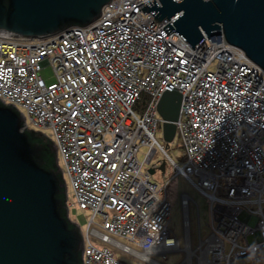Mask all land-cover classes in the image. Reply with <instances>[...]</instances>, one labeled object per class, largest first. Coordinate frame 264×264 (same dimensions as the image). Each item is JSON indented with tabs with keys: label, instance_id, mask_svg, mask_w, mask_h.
Returning <instances> with one entry per match:
<instances>
[{
	"label": "built area",
	"instance_id": "obj_1",
	"mask_svg": "<svg viewBox=\"0 0 264 264\" xmlns=\"http://www.w3.org/2000/svg\"><path fill=\"white\" fill-rule=\"evenodd\" d=\"M151 1L111 0L94 24L44 40L0 38V102L22 115L21 132L53 144L72 192L67 213L75 206L92 214L82 264H126L117 252L156 264L153 255L180 250L168 183L159 187L148 173L158 153L172 163L156 139L158 103L178 92L183 156L172 164L210 204V235L202 241L198 224L194 251L190 199L181 200L183 264H264V71L223 37L192 50L167 35L177 17L158 24L140 10ZM45 66L55 83L42 79ZM141 148L149 151L143 162Z\"/></svg>",
	"mask_w": 264,
	"mask_h": 264
},
{
	"label": "water",
	"instance_id": "obj_2",
	"mask_svg": "<svg viewBox=\"0 0 264 264\" xmlns=\"http://www.w3.org/2000/svg\"><path fill=\"white\" fill-rule=\"evenodd\" d=\"M110 1L0 0V38L30 42L88 27ZM140 10L158 24L177 17L163 30L178 34L192 50L223 37L264 71V0H152ZM180 105L178 92L165 93L158 103L166 146L175 139ZM23 125L14 107L0 102V264H81L83 236L62 216L66 186L60 169H44V150L30 142V130L21 132ZM52 151L56 155L53 144ZM164 168L162 163V175Z\"/></svg>",
	"mask_w": 264,
	"mask_h": 264
},
{
	"label": "rangeland",
	"instance_id": "obj_3",
	"mask_svg": "<svg viewBox=\"0 0 264 264\" xmlns=\"http://www.w3.org/2000/svg\"><path fill=\"white\" fill-rule=\"evenodd\" d=\"M40 75L47 85L55 83L54 70L51 66H45L40 70ZM156 139L158 143L165 147L166 153L172 163L176 166H180L181 158L183 156V151L179 147L178 140L175 138L173 142L166 148V144L162 138V131H159L156 134ZM149 153L147 148H141L137 158L140 162H143L145 156ZM160 163H165L164 173L162 175L158 166ZM170 161L164 160V155L158 153L152 159V166H155L156 172L151 176V182L161 187L164 183H168L167 187V200L171 208V224L170 229L173 231L178 243L180 250L175 252H169L166 254L165 258L160 254H155L151 257L152 261L156 264H183L186 259V253L184 252L185 246V234L182 228V218L183 210L181 207V200L183 197L190 199L189 206V219L191 223V244L192 249L195 251L199 245L198 240V224L200 229V237L202 241H205L206 238L210 235V204L209 201L198 193L191 183L186 180L183 176L177 175L176 171ZM57 164L60 171H63V164L57 157ZM146 169H149V166L146 165ZM66 186V203H73L72 192L70 188V183L67 177L63 179ZM198 209V212H197ZM198 213V214H197ZM67 218L70 224L76 225L81 232L82 236H86L88 225L91 222L92 214L87 211H80L75 206L68 209ZM97 223V219L94 221ZM94 226L93 228H95ZM91 242L97 246L101 247V242L94 236H89ZM249 243L253 244L255 239L253 236L249 237ZM121 243L126 244L125 241L120 240ZM132 247V246H131ZM135 249L134 247H132ZM116 257L123 263L126 264H140L139 259H134L131 257L124 256L119 252L116 253Z\"/></svg>",
	"mask_w": 264,
	"mask_h": 264
},
{
	"label": "trees",
	"instance_id": "obj_4",
	"mask_svg": "<svg viewBox=\"0 0 264 264\" xmlns=\"http://www.w3.org/2000/svg\"><path fill=\"white\" fill-rule=\"evenodd\" d=\"M28 134L29 140L31 143H37L40 146H42L43 148V162H44V169L49 170V169H54V170H58V165H56V155L55 153L52 151V143L51 141H49L48 139H45L44 137L40 138V134H36L33 131H29V132H25ZM169 146H166V148H168ZM60 179H62L63 183V177H62V173L60 171ZM66 191V190H65ZM62 199V201L64 202V205H66V196L62 194V196L60 197ZM66 208V206H65ZM63 217H67V210L65 209V211H63L62 213ZM73 228V226L70 224L69 229ZM264 256V254H263ZM81 262V260H80ZM82 264V262H81ZM239 264H252L251 260L249 258H240L239 260Z\"/></svg>",
	"mask_w": 264,
	"mask_h": 264
},
{
	"label": "flooded vegetation",
	"instance_id": "obj_5",
	"mask_svg": "<svg viewBox=\"0 0 264 264\" xmlns=\"http://www.w3.org/2000/svg\"><path fill=\"white\" fill-rule=\"evenodd\" d=\"M36 134H37V133H36ZM161 164H162V163H160L158 166H161ZM153 170H154V172H156V168H154Z\"/></svg>",
	"mask_w": 264,
	"mask_h": 264
}]
</instances>
